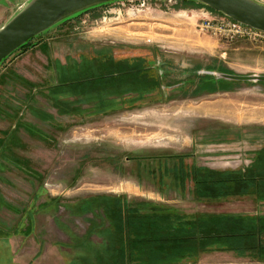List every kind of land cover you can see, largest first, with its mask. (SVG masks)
Returning <instances> with one entry per match:
<instances>
[{
  "label": "rangeland",
  "instance_id": "rangeland-1",
  "mask_svg": "<svg viewBox=\"0 0 264 264\" xmlns=\"http://www.w3.org/2000/svg\"><path fill=\"white\" fill-rule=\"evenodd\" d=\"M29 1L0 0V27ZM222 15L194 0H109L0 61V264H264L254 201L215 195L264 146V81L225 77L263 76L264 38L225 31ZM193 172L220 181L222 201L194 200ZM234 182L225 190L248 188ZM117 200L230 236L130 255ZM106 244L129 258L95 259Z\"/></svg>",
  "mask_w": 264,
  "mask_h": 264
},
{
  "label": "water",
  "instance_id": "water-1",
  "mask_svg": "<svg viewBox=\"0 0 264 264\" xmlns=\"http://www.w3.org/2000/svg\"><path fill=\"white\" fill-rule=\"evenodd\" d=\"M109 0H30L0 27V61L28 39L61 19ZM229 18L264 31V5L254 0H194ZM234 80H259L263 76L225 75Z\"/></svg>",
  "mask_w": 264,
  "mask_h": 264
},
{
  "label": "trees",
  "instance_id": "trees-1",
  "mask_svg": "<svg viewBox=\"0 0 264 264\" xmlns=\"http://www.w3.org/2000/svg\"><path fill=\"white\" fill-rule=\"evenodd\" d=\"M193 1V0H191ZM208 7V6H206ZM209 8V7H208ZM211 9V8H210ZM212 10V9H211ZM24 45V44H23ZM22 45V46H23ZM21 47V46H20ZM213 183H218V180H212ZM144 204L133 206L130 204H121L119 200L111 204V211L116 213L115 208L120 209L122 215L116 216L121 224L122 233H125L126 244H128V251L130 255L136 251L139 245L147 244L149 248H157V242H172V241H192L193 243H204L209 238L223 237L229 234H208L203 232L207 226L197 225L194 221H188L184 216L177 213L176 210L171 208L161 207H147L151 210H145ZM110 207V206H109ZM110 211V208H109ZM120 211L118 210V213ZM125 213V216H124ZM116 215V214H115ZM117 221L113 219V222ZM194 229H199L197 235L194 233ZM232 235V234H231ZM230 236V235H229ZM113 244H111L112 246ZM207 249V248H205ZM125 250L114 248H106L103 254H95V259L101 256L109 257L108 260H123V256L128 257V252L125 254ZM105 254V255H104ZM117 256V258H116Z\"/></svg>",
  "mask_w": 264,
  "mask_h": 264
},
{
  "label": "crops",
  "instance_id": "crops-1",
  "mask_svg": "<svg viewBox=\"0 0 264 264\" xmlns=\"http://www.w3.org/2000/svg\"><path fill=\"white\" fill-rule=\"evenodd\" d=\"M259 154V158H257L256 162L253 161V163L246 169L243 170V168H241V175L240 176H230L223 185L220 184H215L213 182H211L212 180H214L213 177L209 176V174L205 177H198L196 174H193V179H195L196 177V185H192V198H194V200L196 199L197 202H202V203H211V202H220V201H213L214 199H211L212 194L211 193V185H220L223 186L224 190L223 192L220 193H215V195H218L219 197H222V195L226 194V195H233L234 197H248L249 199H251L252 201H254L255 203V212L253 213V217H251V219H254V223L250 222V224L256 229L255 230V235L258 236L261 240L262 237L261 235L264 234V216H261L262 214H264L261 211V208L264 207V146H262L260 148V152H258ZM209 169V167L207 168ZM200 180V181H199ZM234 182L235 185L237 186H246L248 185V188L245 189L243 187H238V189L240 190H233L230 191L231 189L228 188L227 190H225V187L228 185H231L232 182ZM220 183V182H219ZM205 187L207 189H205ZM205 216L202 218H213L215 220V217H220L221 215H212L209 214L208 212H202ZM220 214V213H218ZM214 220H209V221H214ZM217 221H221V220H217ZM203 225V224H200ZM207 226L212 227L213 225H209V222H207ZM263 240V239H262ZM264 242V240H263Z\"/></svg>",
  "mask_w": 264,
  "mask_h": 264
},
{
  "label": "built area",
  "instance_id": "built-area-1",
  "mask_svg": "<svg viewBox=\"0 0 264 264\" xmlns=\"http://www.w3.org/2000/svg\"><path fill=\"white\" fill-rule=\"evenodd\" d=\"M257 1L259 2L260 0ZM210 22H211L210 19H204L202 22V26L209 27ZM219 24L223 26V28H225V31L231 32L232 34H252L255 37L264 38V31L242 24L238 21L229 18L224 14L222 15V21H219Z\"/></svg>",
  "mask_w": 264,
  "mask_h": 264
},
{
  "label": "flooded vegetation",
  "instance_id": "flooded-vegetation-1",
  "mask_svg": "<svg viewBox=\"0 0 264 264\" xmlns=\"http://www.w3.org/2000/svg\"><path fill=\"white\" fill-rule=\"evenodd\" d=\"M133 94H134L135 96L132 97ZM127 95H128V98H133V99L135 98V99H138L136 93H133V92L130 93V92H128ZM261 237H262V239L264 240V234L261 235Z\"/></svg>",
  "mask_w": 264,
  "mask_h": 264
}]
</instances>
